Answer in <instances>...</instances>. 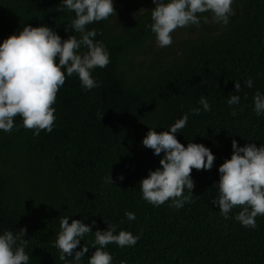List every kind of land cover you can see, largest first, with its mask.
<instances>
[{
    "label": "trees",
    "instance_id": "obj_1",
    "mask_svg": "<svg viewBox=\"0 0 264 264\" xmlns=\"http://www.w3.org/2000/svg\"><path fill=\"white\" fill-rule=\"evenodd\" d=\"M116 2L118 16L100 23L96 35L110 57L105 68L92 70L100 86L85 90L76 74L67 77L53 105L51 133L34 136L19 115L11 133L0 130V235L26 228L29 264H88L94 232L108 224L117 225L116 234L140 237L135 246L109 244L104 250L112 264H264V215L250 229L235 220L239 207L225 219L212 203L232 140L264 146V114L252 104L257 91L264 94V0H234L227 25L204 13L209 23L178 28L164 48L150 28L152 0ZM74 18L62 0H0V43L26 25H46L59 35ZM248 79L252 88L245 86ZM232 94L241 98L236 116L227 103ZM194 108L201 109L198 115ZM184 114L189 119L177 139L211 149L214 165L193 169L191 203L156 207L142 198L139 182L160 167L163 153L154 155L142 141L150 128L169 130ZM111 175L114 183H106ZM126 211L136 219L128 221ZM61 216L92 227L75 250L89 248L79 262L61 260L54 247Z\"/></svg>",
    "mask_w": 264,
    "mask_h": 264
},
{
    "label": "clouds",
    "instance_id": "obj_2",
    "mask_svg": "<svg viewBox=\"0 0 264 264\" xmlns=\"http://www.w3.org/2000/svg\"><path fill=\"white\" fill-rule=\"evenodd\" d=\"M233 2L152 0L155 7L151 9L150 28L157 46L170 47L173 43L171 33L178 28L200 27L201 21L209 23L208 16L202 15L204 13H211L213 21L227 25L233 14ZM62 4L63 8L75 13V18L64 26L59 35L46 25H26L18 34L10 35L0 43V130L3 132L11 133L15 127L14 118L19 115L23 127L32 131L34 136H39L42 131L51 133L56 119L53 105L58 91L66 78L73 74L78 76L85 90L100 86L92 77V70L105 68L110 57L106 44L96 35L100 23H108L118 16V4L116 0H62ZM245 86L252 88L253 80H246ZM240 89L241 84L236 81V92L239 93ZM240 99L236 94L227 99L229 106L235 105L230 108L231 116L237 115ZM199 103L204 111L211 110L204 97ZM252 104L257 115L264 114V94L257 91ZM191 111L198 115L201 109ZM188 119V114H184L169 130L162 132L150 128L143 138V146L153 150L154 155L163 153L160 167L149 170L148 176L139 182L142 198L153 206L159 207L171 200L170 206L180 209L185 203H191L195 188L191 176L193 169L213 168L215 156L211 149L193 142L185 147L177 139L175 134L186 126ZM232 149L231 158L219 166V194L212 203L219 206L225 219H229L232 210L239 207L241 210L235 220L243 227L255 229V218L264 215V146L248 143L240 147L233 139ZM119 179L122 181L124 176ZM105 182L114 183L112 175ZM185 190L188 191L187 196L184 195ZM125 216L128 221L136 219L131 211H126ZM69 219L60 217V231L54 247L59 249L61 260L71 256L79 262L89 248L84 245L82 250H75L83 237L92 233V227L77 219L69 223ZM108 225L107 230L94 232L95 251L88 264H112L111 254L104 250L109 244L124 248L135 246L140 239L126 230L116 234L117 225ZM25 235L26 228L20 229L18 234L5 230L0 235V264H29L30 256L25 251L29 241L23 238Z\"/></svg>",
    "mask_w": 264,
    "mask_h": 264
}]
</instances>
